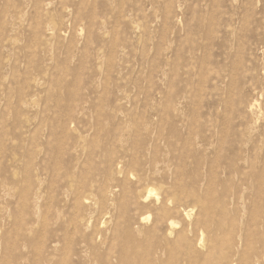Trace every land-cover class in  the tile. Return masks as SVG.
Instances as JSON below:
<instances>
[{
  "label": "rangeland",
  "instance_id": "374dc122",
  "mask_svg": "<svg viewBox=\"0 0 264 264\" xmlns=\"http://www.w3.org/2000/svg\"><path fill=\"white\" fill-rule=\"evenodd\" d=\"M157 198L209 224L145 257ZM131 247L264 264V0H0V264Z\"/></svg>",
  "mask_w": 264,
  "mask_h": 264
},
{
  "label": "bare ground",
  "instance_id": "6f19581e",
  "mask_svg": "<svg viewBox=\"0 0 264 264\" xmlns=\"http://www.w3.org/2000/svg\"><path fill=\"white\" fill-rule=\"evenodd\" d=\"M169 201H170V199H159V198H157L156 201L152 203V208L158 210V214L155 216V220L153 221L152 225L148 226V227H145L144 230L149 235H157V233H158V231H160V229H165V234H164L165 236H163V237H165L166 240H164L157 247L155 245V248L152 247V246H149V245L147 247H145L146 250H143V253H144L145 257H147V256L149 257L150 254H151V251H152L154 257H157V255H160V254L162 255V254L172 253L174 250L177 251V250H179L181 248V244L180 243H183L182 245H184V246L185 245L189 246L192 241L190 242V239L186 236L187 233L189 231L192 232L195 229H199L201 226H204L205 224H209V220L207 218H205L203 220L202 219H198V218L197 219L192 218V211L189 209L186 212V214H185L186 218H185V221L182 223L181 230L177 231L176 225L178 224V222H176L175 220L170 219V218L166 222L167 228H164L165 227L164 226L165 225L164 222L166 220V216L165 215H166L167 212L171 211L172 208H173L171 206L173 203L170 205ZM202 202H204V201H202ZM225 204H226V202L223 201L221 203L220 202L212 203L211 205H213V206L214 205L215 206L222 205L221 208L224 209L225 208L224 207ZM216 209H218V208H216ZM147 218H149V217H139V221L136 220L134 222H132V220L129 219V218H125L124 224H125V227L128 228V233L131 236L132 240H134L133 238L135 236H137L136 233L134 232L133 228L134 227H139L140 228L141 223H144ZM222 225L223 224L220 222L219 226H222ZM205 228H206V226H205ZM201 233H203V232H201ZM161 235H162V232H161ZM51 242H56V241L52 240ZM199 243H200V240H199ZM201 244H203V243L201 242ZM204 247H206V246H203V248ZM139 250H140V247H138V248H135V247L132 248L131 247V248H125L123 250V252H120L119 254H115L114 252H109L108 256L104 257L105 264H133V263H135V261H133V255L132 254L134 252H136V251H139ZM51 256H52V254H49L44 259V261H49L50 262L49 257H51ZM113 258H116V259L114 260ZM160 264H163V263L160 262Z\"/></svg>",
  "mask_w": 264,
  "mask_h": 264
}]
</instances>
